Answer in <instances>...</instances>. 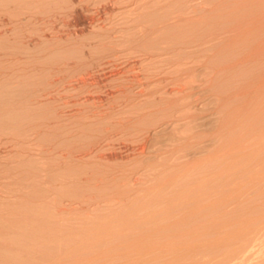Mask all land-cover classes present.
I'll return each mask as SVG.
<instances>
[{
  "label": "rangeland",
  "instance_id": "rangeland-1",
  "mask_svg": "<svg viewBox=\"0 0 264 264\" xmlns=\"http://www.w3.org/2000/svg\"><path fill=\"white\" fill-rule=\"evenodd\" d=\"M263 45L264 0H0V264H264Z\"/></svg>",
  "mask_w": 264,
  "mask_h": 264
},
{
  "label": "bare ground",
  "instance_id": "bare-ground-1",
  "mask_svg": "<svg viewBox=\"0 0 264 264\" xmlns=\"http://www.w3.org/2000/svg\"><path fill=\"white\" fill-rule=\"evenodd\" d=\"M200 25H201V24H200ZM254 27H255V26H254ZM247 35H248V33H247ZM245 36H246V35H245ZM256 41H257V40H256ZM247 44H248V43H247ZM250 44H251V43H250ZM258 45H259V44H258ZM263 46H264V45H263ZM248 47H249V46H248ZM250 47H251V46H250ZM252 48H253V47H252ZM250 49H251V48H250ZM257 49H258V48H257ZM251 50H253V49H251ZM258 50H259V49H258ZM254 53H255V51H254ZM256 53H257V52H256ZM248 54H249V53H248ZM255 55H256V54H255ZM250 56H252V55H250ZM253 56H254V55H253ZM253 56H252V57H253ZM247 58H248V57H247ZM261 80H263V78H262ZM261 80H258V81H261ZM255 83H256V81H255ZM257 83H258V82H257ZM253 84H254V83H253ZM261 84H262V83H261ZM249 85H251V84H249ZM247 86H248V84H247ZM257 86H258V85H257ZM260 86L262 87V85H260ZM245 88H246V87H245ZM247 88H248V87H247ZM257 88H258V87H257ZM250 89H251V88H250ZM248 90H249V88H248ZM251 90H252V89H251ZM255 90H256V88H255ZM255 90H254V91H255ZM259 90H260V89H259ZM263 90H264V89H263ZM251 92H252V91H251ZM260 93H261V90H260ZM262 94H263V93H262ZM250 95H251V94H250ZM257 95H258V94H257ZM259 96H260V95H259ZM252 97H253V96H252ZM260 97H261V96H260ZM261 98H262V97H261ZM255 99H256V98H255ZM263 99H264V97H263ZM249 100H250V99H249ZM250 101H251V100H250ZM255 102H256V101H255ZM255 102H254L253 104H255ZM256 103H257V102H256ZM259 103H260V102H259ZM253 104H252V105H253ZM244 106H245V105H244ZM244 106H243V107H244ZM253 106H254V105H253ZM243 107H242V109H243ZM250 107H251V106H250ZM245 108H246V107H245ZM247 108H248V106H247ZM252 108H253V107H252ZM244 110H246V109H243V114H245V113H244V112H245ZM249 110H250V108H249ZM254 110H255V108H254ZM262 110H263V109H262ZM251 111L253 112V110H251ZM247 112H248V111H247ZM255 112H256V111H255ZM262 113H263V112H262ZM241 114H242V113H241ZM246 114H247V113H246ZM251 114H252V113H251ZM249 115H250V113H249ZM252 115H254V113H253ZM257 115H258V114H257ZM249 117H250V116H249ZM261 117H264V115L262 114ZM261 117H260V118H261ZM243 118H244V115H243ZM260 118H259V119H260ZM261 119H262V118H261ZM252 120H253V119H252ZM252 120H251V121H252ZM263 121H264V120H263ZM252 122H253V121H252ZM253 125L255 126V124H253ZM253 125H251V126H253ZM254 126H253V127H254ZM253 127H252V128H253ZM249 128H250V127H249ZM254 129H255V128H254ZM249 130H250V129H249ZM250 131L253 133V129L250 130ZM254 131H255V130H254ZM260 131H261V130H260ZM261 132H262V131H261ZM261 132H260V133H261ZM263 132H264V131H263ZM257 134H258V133H257ZM261 134H262V133H261ZM252 135H253V134H252ZM254 135H256V134H254ZM254 135H253V136H254ZM258 135H259V134H258ZM262 135H264V133H263ZM262 135H261V136H262ZM248 136H249V135H248ZM250 137H251V136H250ZM255 137H256V136H255ZM255 137H254V138H255ZM263 138H264V137H263ZM240 140H242V139H240ZM254 140H255V139H254ZM228 142H229V141H228ZM227 144H228V143H227ZM259 144H260V143H259ZM231 145H232V144H231ZM231 145H230V146H231ZM236 145H237V144H236ZM236 145H235V146H236ZM230 146H229V147H230ZM224 148H225V146H223V149H224ZM231 148H232V147H231ZM240 148H241V147H240ZM234 149H235V148H234ZM236 149H237V148H236ZM219 150H220V149H219ZM254 151H255V150H254ZM254 151H253V152H254ZM219 152H221V151H219ZM246 152H247V151H246ZM253 152H252V153H253ZM256 152H257V151H256ZM256 152H255V153H256ZM217 153H218V152H217ZM223 153H225V152H223ZM227 153H229V152H227ZM232 153H233V151H232ZM240 153H241V152H240ZM249 153H251V152H249ZM219 154H221V153H219ZM233 154H234V153H233ZM233 154H232V155H233ZM236 154H237V153H236ZM236 154H235V155H236ZM216 155H217V154H216ZM216 155H215V156H216ZM225 155H226V154H225ZM229 155H230V154H229ZM238 155H239V153H238ZM248 155H249V154H248ZM211 156H213V155H211ZM215 156H213V157H215ZM218 156H219V155H218ZM222 156H223V155H222ZM236 156H237V155H236ZM243 156H245V155H243ZM231 157H232V156H231ZM238 157H239V156H238ZM245 157H246V156H245ZM251 157H253L252 154H251ZM226 158L228 159V157H226ZM233 158H234V157H233ZM231 159H232V158H231ZM234 160H235V159H234ZM234 160L231 161V162L234 163ZM238 160H239V159H238ZM240 160H241V159H240ZM263 160H264V159H263ZM228 161H230V160H228ZM257 161H258V160H257ZM237 162H238V161H237ZM240 162H241V161H240ZM240 162H239V163H240ZM230 164H231V163H230ZM9 165H10V164H9ZM236 165H239V164H236ZM226 166H228V165L226 164ZM233 166H234V165H233ZM227 169H229V167H228ZM227 169H226V170H227ZM230 170H231V169H230ZM0 171H2V170H0ZM6 171H7V170H6ZM3 172H4V171H3ZM3 172H1V173H3ZM7 172H8V171H7ZM7 172H6V173H7ZM6 173H4V174H6ZM15 173H16V172H15ZM10 174H11V173H10ZM0 175H1V174H0ZM7 175H8V174H7ZM2 176H3V175H2ZM4 176H5V175H4ZM26 176H28V174H26ZM24 177H25V175H24ZM25 178H26V177H25ZM8 182H9V181H8ZM8 185H9V184H8ZM7 188H8V187H7ZM5 191L7 192V190H5ZM9 192H11V191H9ZM25 196H26V192H25ZM28 196H29V194H28ZM28 196H26V197H28ZM24 201H25V200H24ZM22 202H23V201H22ZM22 202H21V203H22ZM21 203H20V204H21ZM23 203H24V202H23ZM27 204H29V203H27ZM23 206L25 207V205H23ZM28 206H29V205H28ZM28 206H26V207L29 208ZM24 207H20V209H21V210H20V211H21V215H19V216H20L19 218H20V221H21V222H20V221H19V222L22 223V224H20V225H21L22 227L25 228V226L27 225V217H28V215H27V213H26V209H25L26 207H25V208H24ZM16 209H17V208H16ZM6 211H7V210H6ZM3 212H4V211H3ZM8 212H9V211H8ZM41 212L43 213V211H41ZM37 213H38V211H37ZM42 213H41V214H42ZM41 214H40V215H41ZM14 215H15V214H14ZM38 215H39V213H38ZM43 215H44V214H43ZM8 217H9V216H8ZM13 217H14V216H13ZM35 217H36V216H35ZM35 217H34V218H35ZM15 218H16V217H15ZM19 218H18V219H19ZM30 218H31V217H30ZM30 218H28V219H30ZM31 219H33V218H31ZM9 220H10V219H9ZM11 220H12V219H11ZM16 220H17V219H16ZM40 220H41V219H40ZM12 221H13V220H12ZM12 221H11V222H12ZM33 221H36V220L33 219ZM37 221H38V219H37ZM17 222H18V221H17ZM217 222H218V221H217ZM14 223H15V222H14ZM31 223H32V221H31ZM38 223H39V222H38ZM213 223H215V222H213ZM17 224H19V223H17ZM17 224H16V225H17ZM215 224H216V223H215ZM30 225L33 226V223L30 224ZM213 225H214V224H213ZM220 225H221V224H220ZM223 225H224V224H223ZM226 225H227V224H225V226H226ZM14 226H15V225H14ZM18 226H19V225H18ZM216 226H217V225H216ZM18 228H19V227H18ZM18 228H17V230H18ZM214 228H215V225H214ZM26 229H27V228H26ZM31 229H32V228H31ZM33 229H34V228H33ZM35 229H36V228H35ZM215 229H218V228H215ZM19 230H20V229H19ZM22 231H23V230H22ZM28 231H29V230H28ZM17 232H18V231H17ZM23 232H24V231H23ZM19 234H20V231H19ZM40 234H41V233H40ZM25 235H26V234H24V236H25ZM26 238H27V237H26ZM25 240H26V239H25ZM24 242H25V241H24ZM23 244H24V243H23ZM25 244H26V243H25ZM146 246H147V245H146Z\"/></svg>",
  "mask_w": 264,
  "mask_h": 264
}]
</instances>
